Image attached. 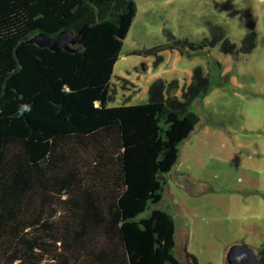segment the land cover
Masks as SVG:
<instances>
[{"label": "trees", "instance_id": "obj_1", "mask_svg": "<svg viewBox=\"0 0 264 264\" xmlns=\"http://www.w3.org/2000/svg\"><path fill=\"white\" fill-rule=\"evenodd\" d=\"M137 11L136 0H0V264H131L126 224L162 197L199 122L192 105L213 89L197 68L181 97L159 80L148 102L108 105ZM84 25L74 51L31 42ZM251 31L241 46L202 45L249 52ZM257 254L264 264V242Z\"/></svg>", "mask_w": 264, "mask_h": 264}, {"label": "rangeland", "instance_id": "obj_2", "mask_svg": "<svg viewBox=\"0 0 264 264\" xmlns=\"http://www.w3.org/2000/svg\"><path fill=\"white\" fill-rule=\"evenodd\" d=\"M138 11L111 77L108 105L148 102L153 83L197 68L213 89L192 105L199 116L162 197L126 224L137 237L131 264H226L235 244L259 253L264 242V0H136ZM256 46L228 54L214 36ZM202 47V48H201ZM154 197V198H155ZM134 196L131 198L133 199ZM135 199V198H134ZM172 215V217H170Z\"/></svg>", "mask_w": 264, "mask_h": 264}, {"label": "water", "instance_id": "obj_3", "mask_svg": "<svg viewBox=\"0 0 264 264\" xmlns=\"http://www.w3.org/2000/svg\"><path fill=\"white\" fill-rule=\"evenodd\" d=\"M88 25H84L78 32L77 35L73 36L68 30H63L58 34L52 35L48 33H39L36 35L31 42L38 44L41 47H48L52 50L58 47H63L69 51H74L71 48V44L79 41ZM183 264H194L193 262H185ZM226 264H263L259 255L247 244H235L227 253Z\"/></svg>", "mask_w": 264, "mask_h": 264}, {"label": "crops", "instance_id": "obj_4", "mask_svg": "<svg viewBox=\"0 0 264 264\" xmlns=\"http://www.w3.org/2000/svg\"><path fill=\"white\" fill-rule=\"evenodd\" d=\"M209 93H210V92H209ZM209 93H208V94H209ZM208 94H207V95H208ZM205 96H206V95H205ZM195 128H196V127H195ZM195 128H194V130H195ZM194 130H193V131H194ZM193 131H192V132H193ZM192 132H191V133H192Z\"/></svg>", "mask_w": 264, "mask_h": 264}]
</instances>
